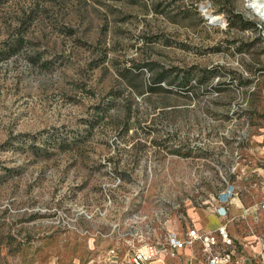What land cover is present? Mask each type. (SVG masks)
I'll list each match as a JSON object with an SVG mask.
<instances>
[{
	"label": "rangeland",
	"instance_id": "rangeland-1",
	"mask_svg": "<svg viewBox=\"0 0 264 264\" xmlns=\"http://www.w3.org/2000/svg\"><path fill=\"white\" fill-rule=\"evenodd\" d=\"M18 32L0 58V264H127L210 216L226 182L232 212L256 199L257 0L0 2V44Z\"/></svg>",
	"mask_w": 264,
	"mask_h": 264
},
{
	"label": "built area",
	"instance_id": "built-area-1",
	"mask_svg": "<svg viewBox=\"0 0 264 264\" xmlns=\"http://www.w3.org/2000/svg\"><path fill=\"white\" fill-rule=\"evenodd\" d=\"M261 179L256 199L232 212L228 202L236 193L230 182L212 197L209 211L219 221L211 227L187 225L181 231H169L156 245L145 244L130 251L127 264H264V232L248 224V231L236 232L230 225L237 217L256 211L258 218L264 212V154L260 159ZM168 258V260H167Z\"/></svg>",
	"mask_w": 264,
	"mask_h": 264
},
{
	"label": "trees",
	"instance_id": "trees-1",
	"mask_svg": "<svg viewBox=\"0 0 264 264\" xmlns=\"http://www.w3.org/2000/svg\"><path fill=\"white\" fill-rule=\"evenodd\" d=\"M2 1H4V0H0V2H2ZM239 15L240 14L231 12V13H229L228 17L230 19H233L235 17L240 19ZM28 43H29V40H27L20 32L16 33L12 38L5 39L1 42V44H0V58L8 57L9 55H11V54L19 51L23 47L27 46ZM124 72L125 73L130 72V70L124 69ZM133 75L136 76V73H133ZM163 76H164V73L162 72V70H160L152 76V78L154 79L152 81H158Z\"/></svg>",
	"mask_w": 264,
	"mask_h": 264
},
{
	"label": "crops",
	"instance_id": "crops-1",
	"mask_svg": "<svg viewBox=\"0 0 264 264\" xmlns=\"http://www.w3.org/2000/svg\"><path fill=\"white\" fill-rule=\"evenodd\" d=\"M258 183L256 184V193H258ZM237 210H239V208H237ZM209 215L210 216H205L203 219L199 220L198 223H195L193 225H195L196 227L202 226L204 228L214 226L219 221V218L214 213H209ZM202 221H204V222H202ZM167 260H168V258H167Z\"/></svg>",
	"mask_w": 264,
	"mask_h": 264
},
{
	"label": "bare ground",
	"instance_id": "bare-ground-1",
	"mask_svg": "<svg viewBox=\"0 0 264 264\" xmlns=\"http://www.w3.org/2000/svg\"><path fill=\"white\" fill-rule=\"evenodd\" d=\"M264 0H257V12L264 18Z\"/></svg>",
	"mask_w": 264,
	"mask_h": 264
},
{
	"label": "water",
	"instance_id": "water-1",
	"mask_svg": "<svg viewBox=\"0 0 264 264\" xmlns=\"http://www.w3.org/2000/svg\"><path fill=\"white\" fill-rule=\"evenodd\" d=\"M209 18L213 19V18H215V17L211 15V16H209Z\"/></svg>",
	"mask_w": 264,
	"mask_h": 264
}]
</instances>
